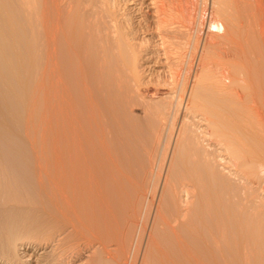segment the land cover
I'll return each instance as SVG.
<instances>
[{"label":"rangeland","instance_id":"374dc122","mask_svg":"<svg viewBox=\"0 0 264 264\" xmlns=\"http://www.w3.org/2000/svg\"><path fill=\"white\" fill-rule=\"evenodd\" d=\"M166 1L0 0V264H264V0Z\"/></svg>","mask_w":264,"mask_h":264},{"label":"bare ground","instance_id":"6f19581e","mask_svg":"<svg viewBox=\"0 0 264 264\" xmlns=\"http://www.w3.org/2000/svg\"><path fill=\"white\" fill-rule=\"evenodd\" d=\"M54 1V0H53ZM119 1V3H120V1H122V3L124 2V4H126L125 3V1H127V0H118ZM165 1L166 0H151V5H152V8L151 9H153V13H154V17H155V21H153V25H154V27H155V29H156V31H157V35H159V39H160V41H161V45L163 46L162 48L164 49V54L165 55H167V57H169V55H172L173 53L175 54V51H177V49L176 50H174V51H171V50H173V49H175V46H174V48H173V46L171 47V41L169 42L168 41V38H167V36H169V35H167L168 33H167V31H169V29L173 26V24H175V23H177V22H179L178 20H176V18H178V16L179 15H181V17L180 18H182V17H185V16H183V14H182V12L184 11V8L182 7V3L180 4V6H178V4L176 3V6H173V7H171L172 6V4L174 3H170V2H172L173 0H169L170 2V5H167V1H166V3H165ZM175 2H176V0H174ZM256 2H258L257 0H255ZM248 2V1H247ZM118 3V4H119ZM256 4V3H255ZM259 4H262V3H260V1H259ZM173 5H175V4H173ZM113 6V5H112ZM257 6H259V5H257ZM176 7H181V8H183V11H182V9L180 8V9H178V8H176ZM186 7V6H185ZM260 7V6H259ZM251 8V7H250ZM247 9V8H246ZM115 10V9H114ZM114 12V11H113ZM113 12H110L109 14H111L112 13V16L111 15H109V14H105V15H107V16H105L106 18H108V16H111V17H109L108 18V20H111V21H113L114 22V25H112L113 23H111L110 25H106V24H103V27H104V25H105V32L106 31H108V32H104V30H102L107 36H105L104 35V37H109L110 36V33H112V34H117V32L116 33H114V31H116V30H118V28L117 29H115L117 26V22H115V21H118L117 20V12L115 11L114 13ZM188 12V11H187ZM192 12V11H191ZM101 13V12H100ZM100 13H99V15H100ZM189 13H190V11H189ZM254 13V12H253ZM119 14V13H118ZM211 14V13H210ZM262 14H264V13H262ZM94 15V14H93ZM259 15V14H258ZM94 17V16H93ZM191 17V16H190ZM247 17V16H246ZM259 17V16H258ZM187 18V17H186ZM122 19V18H121ZM184 19V18H183ZM183 19L181 20V23H180V26L181 27H183V28H187V27H189V26H187V25H189V24H185V22H183ZM253 19V18H252ZM98 20H99V18H98ZM104 20V19H103ZM147 20V19H146ZM260 20H262V19H260ZM186 21H187V19H186ZM95 22V21H94ZM98 22H101V23H104V21H98ZM107 22V21H106ZM110 22V21H109ZM119 22V21H118ZM147 22V21H146ZM145 22V23H146ZM188 22V21H187ZM262 22V21H261ZM189 23V22H188ZM260 23V22H259ZM89 24V23H88ZM91 24V23H90ZM89 24V25H90ZM94 24V23H93ZM116 24V25H115ZM127 24V23H126ZM143 24V23H142ZM147 24H148V22H147ZM150 24H152V23H150ZM179 24V23H178ZM82 25V24H81ZM80 25V27H78V28H81L82 26ZM102 25V24H101ZM121 25V24H120ZM149 25V24H148ZM153 25H152V27H153ZM115 26V27H114ZM144 26V25H143ZM147 26V25H146ZM178 26V25H177ZM217 26V25H216ZM87 27V26H86ZM148 27V26H147ZM151 27V26H150ZM149 27V28H150ZM78 28H76L77 30H78ZM87 28H89V27H87ZM148 28V29H149ZM98 29V28H97ZM181 29V28H180ZM76 30V31H77ZM82 29H80L79 31H81ZM97 31V30H96ZM133 31V30H132ZM78 32V31H77ZM110 32V33H109ZM103 33V34H104ZM109 35H108V34ZM101 35V34H100ZM113 36V35H112ZM97 37V36H96ZM100 37V36H99ZM119 37V36H118ZM78 38H79V36H78ZM103 39V38H102ZM108 39V38H107ZM105 40H106V38H105ZM113 40V39H112ZM119 40V39H118ZM129 40V39H128ZM117 41V40H116ZM77 42V41H76ZM108 42H109V39L106 41V43L108 44ZM77 43H79V41L77 42ZM76 43V52H78V49L80 48V45L79 44H77ZM118 43V42H117ZM81 44V43H80ZM99 44H102V43H99ZM107 44H105V43H103L102 44V46H103V48H104V46H106ZM111 45V44H110ZM101 45H97V47L99 48V50H98V52L99 51H103V50H101V47H100ZM117 46H118V44H117ZM82 47V46H81ZM177 48V47H176ZM81 49V48H80ZM87 49V48H86ZM117 50V49H116ZM118 53V52H117ZM76 59L79 57V52L76 54ZM122 56V55H121ZM77 61V60H76ZM78 63H79V65H81L80 64V60H79V58H78V61H77ZM76 62V63H77ZM253 63V62H252ZM100 64V63H99ZM78 65V64H77ZM77 65H76V69H77ZM79 65H78V69L76 70V74H80V75H76V76H81V78H80V80H79V78L77 77L76 79H78V80H76V81H78V82H80L79 83V85L80 86H83V82L85 81L84 80V78H85V75H83V72L80 70L79 71V69H81V68H79ZM259 66V65H258ZM79 71V72H78ZM78 72V73H77ZM253 78V77H252ZM82 82V83H81ZM86 83V82H85ZM84 83V84H85ZM87 85V84H86ZM86 85H84V87H80V89H82L83 88V90L84 91H82V92H84V93H86L87 92V94H85L84 96L83 95H81V98H82V100H83V102L85 103V101L86 102H88L87 104L88 105H86L87 106V109H89V110H87V111H89V112H87V111H85V112H87V114L90 116V118L92 119V123H93V119H94V114H95V109H93V107H94V102L96 101H94L93 102V99H91V98H93V97H91V96H89V90L87 89L86 90V88H85V86ZM78 87V86H77ZM86 87H88V86H86ZM85 88V89H84ZM89 88V87H88ZM77 89V88H76ZM85 90H86V92H85ZM91 90V92H92V89H90ZM84 93H81V94H84ZM92 94V93H91ZM90 94V95H91ZM87 95V98L85 97ZM83 96V97H82ZM91 97V98H90ZM84 98H86L85 99V101H84ZM92 103H93V107H92ZM86 104V103H85ZM78 106V105H77ZM88 106L90 107V108H88ZM78 109H79V107H78ZM77 109V110H78ZM94 111V112H93ZM255 111L257 112V114H258V116H259V114L260 115H264V113H262V112H264V111H260V109L256 106L255 107ZM77 112V111H76ZM79 112H81V113H79ZM79 112H77L78 114H77V117L76 118H80V116L81 115H83V111H79ZM80 115V116H79ZM96 115V114H95ZM97 116V115H96ZM82 117V116H81ZM260 117V116H259ZM89 118V117H88ZM87 118V119H88ZM261 118V117H260ZM262 119H264V117H262ZM86 120V118L84 119V121ZM90 120V119H89ZM97 120V119H96ZM83 122V121H82ZM87 123V122H86ZM96 123V122H95ZM76 124H77V122H76ZM81 124H83V123H81ZM80 125V124H79ZM79 127V126H78ZM81 131V130H80ZM78 132V131H77ZM80 138V137H79ZM84 138V137H83ZM101 138V137H100ZM78 139V138H77ZM80 140H82V138L80 139ZM80 140H77V141H80ZM81 142V141H80ZM79 142V143H80ZM95 144V143H94ZM82 148V147H81ZM77 149V148H76ZM79 153V152H78ZM78 175V174H77Z\"/></svg>","mask_w":264,"mask_h":264}]
</instances>
